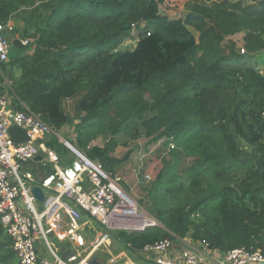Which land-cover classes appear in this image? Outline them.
I'll list each match as a JSON object with an SVG mask.
<instances>
[{"label": "trees", "instance_id": "trees-1", "mask_svg": "<svg viewBox=\"0 0 264 264\" xmlns=\"http://www.w3.org/2000/svg\"><path fill=\"white\" fill-rule=\"evenodd\" d=\"M13 18L23 32L5 31L14 52L0 79L15 109L24 105L56 132L74 126L72 143L111 175L138 139L162 140L171 158L191 160L188 182L168 187L151 212L159 225L109 231L121 250L140 260L145 246L189 238L264 256V73L249 63L264 49V0H0V24ZM135 31L134 48L119 50ZM47 136L45 146L71 165ZM98 137L102 146L92 144ZM119 144L122 158L113 155Z\"/></svg>", "mask_w": 264, "mask_h": 264}, {"label": "built area", "instance_id": "built-area-1", "mask_svg": "<svg viewBox=\"0 0 264 264\" xmlns=\"http://www.w3.org/2000/svg\"><path fill=\"white\" fill-rule=\"evenodd\" d=\"M4 29H13L11 19L0 24V62L9 59L12 47V39L3 35ZM19 40L22 45L29 41L27 38ZM8 84L0 79V223L10 238L18 264H89L88 257L98 245L103 241H108L106 247L109 245V231H143L159 225L157 219L122 188L119 177L108 173L100 162L90 159L74 143L61 137L38 114L24 105L23 109H15ZM11 125L24 129L29 140L13 141L8 132ZM50 134L56 135L73 157L67 168L60 167V158L53 149L38 142ZM40 151L44 154L43 162L51 169L41 181V185L50 191L43 203L32 193V173L20 170L21 164L33 159ZM145 178L150 176L145 175ZM83 213L96 220L104 233L88 255L79 258L72 254L63 258L52 248L48 236L65 239L68 230L61 229L63 218L69 222L67 228L71 226L77 230ZM38 240L42 241L47 255L38 252ZM172 245L173 240L164 239L145 246L142 251L151 253L155 264H202L205 259L203 254L189 248L181 250L175 258L167 257ZM202 245L207 249L205 244ZM248 263L264 264V256L259 251L236 248L227 252L221 262Z\"/></svg>", "mask_w": 264, "mask_h": 264}, {"label": "rangeland", "instance_id": "rangeland-1", "mask_svg": "<svg viewBox=\"0 0 264 264\" xmlns=\"http://www.w3.org/2000/svg\"><path fill=\"white\" fill-rule=\"evenodd\" d=\"M212 1V0H211ZM230 2L240 1L243 4H253L259 0H229ZM213 2V1H212ZM192 3L189 2L186 6L182 4H178L180 8L183 6V13L185 14L188 11L189 6ZM12 27L17 28L19 33H22L24 27V21L20 18H13L11 19ZM13 30V29H12ZM9 31L7 29L3 30ZM6 34V32H5ZM6 38H10V35H5ZM242 37L243 34L239 33L232 37V39L237 43V48L239 49L242 46ZM32 39V38H30ZM137 42V31H135L133 39L126 40L120 47L119 50H129L134 48ZM32 49H28L26 52H31ZM240 51V49H239ZM246 50H244V53ZM259 55V56H258ZM249 63L255 66L261 73H264V50L261 53L255 54L250 60ZM7 81V80H5ZM72 102L68 101L65 104V108L71 109ZM67 131V130H65ZM70 134V133H69ZM68 134V135H69ZM72 136V135H71ZM63 138L70 140L69 136H63ZM71 141V140H70ZM102 137H98V143L104 144ZM144 139H138L135 141H131L129 143V148H131V153L129 158L122 162L115 172V176L120 178V184L122 188L131 196L133 197L139 205L149 212L151 215L154 213V209L156 205L160 202L161 197H170L167 196L166 189L168 187H174L180 181L184 184L188 182V167L191 164V160L185 158L182 155L178 156V161L175 158L170 157L169 148H172L171 145L168 146L164 145L163 141L160 140L158 143L152 144L150 146H144ZM127 151V148L122 144H119L113 155L117 158H122ZM167 160L168 164L166 165L165 162ZM171 165L170 168L167 167ZM162 171V176L158 179L159 173ZM145 175H149L150 178L146 179ZM152 212V213H151ZM154 216V215H153ZM155 217V216H154ZM87 224V225H85ZM85 225V226H84ZM84 226V227H83ZM104 233L103 228L98 224V222L87 215L82 214L81 220V230L80 234V241L82 236V243L81 251L79 253V258H83L84 256L88 255L96 246L97 242L99 241L100 237ZM110 237V236H109ZM48 240L52 246V248L61 256L60 251V244L55 237L48 236ZM108 242V241H107ZM104 241L98 245L91 255L88 257L95 256L99 261H102L106 264V260L108 259V253L106 251V244ZM112 242L110 238V243ZM81 243V244H82ZM111 245V244H110ZM119 246L113 245L110 249L111 254L115 255V251L118 250ZM62 257V256H61ZM147 257V256H145ZM144 256L141 257L140 260H137L130 256L131 260L135 264H155L151 259H146Z\"/></svg>", "mask_w": 264, "mask_h": 264}, {"label": "crops", "instance_id": "crops-1", "mask_svg": "<svg viewBox=\"0 0 264 264\" xmlns=\"http://www.w3.org/2000/svg\"><path fill=\"white\" fill-rule=\"evenodd\" d=\"M11 52H14L13 48H12ZM261 52H262V50L259 51V53H261ZM68 101L72 102V100H68ZM71 108H73V104H72ZM68 111H71V109H68ZM77 122H78V120L75 121V123H77ZM65 130H67V131H65ZM58 133L61 137H62V135L63 136H69V139L71 140V142H74V140H75L76 131H75L74 126H72V125L63 126ZM47 137L44 136L40 143H43L44 141H46L45 139ZM92 144L98 145V146L103 145V144L98 143V138L93 140ZM43 158H44V155H43L42 159L39 158L38 155L35 156L33 159L28 160V161L24 162L23 164H21L20 170L22 173H25V172L32 173V175L34 176V185H39L42 188V190L45 194V197L47 198L48 195L50 194V191L41 185V181H43V179H45L46 173L48 174L51 171V169L49 166L44 167L45 163L43 162ZM59 164H60L61 168H67L68 166H70L69 164H63L62 162L60 163V161H59ZM40 205L41 204L39 203V206ZM68 225H69V222H67V220L65 218H63V220L61 222V229L62 230L67 229L68 233H67V237L65 239L57 240L60 244H62L60 246L61 256L63 258H68L72 254H76L78 257L79 253L81 251V246L83 245L82 236H81V241H80V234H79V232L81 230V226L79 227V229L73 230L71 228V226L69 228H67ZM85 225H87V224H85ZM51 236L55 237L54 235H51ZM9 241H10V238L8 237V235H6V233L0 234V243H1L0 244V264H15L16 263L17 258L15 256V254H13V255L11 254V256H10L11 245L10 246L6 245V243H8ZM113 245H116L118 247L117 243L112 240V242L111 243L109 242V245L106 248V251L109 254L108 259L105 261L106 264H134L133 261L131 260L130 256L125 251L121 250V248H119L118 253L115 252L116 254L112 255L110 249ZM37 247H38V252L40 254H42L44 256L47 255L46 250H45L41 240L37 241ZM185 248L193 249V250L203 254L205 256V259L203 260L202 264H221V262L224 260L225 255H226V253H223L220 251L205 249V246H203L200 242H193L189 238H183V239H178L176 241H173L172 248L167 253V257L175 258L181 252V250H183ZM140 255L142 257L147 256V257H145L146 259H151L155 263L154 257L151 253H146V252L141 251ZM248 264H260V263H248Z\"/></svg>", "mask_w": 264, "mask_h": 264}, {"label": "water", "instance_id": "water-1", "mask_svg": "<svg viewBox=\"0 0 264 264\" xmlns=\"http://www.w3.org/2000/svg\"><path fill=\"white\" fill-rule=\"evenodd\" d=\"M8 132H9L11 139L15 142H23V141L29 140V138L26 134V131L24 129H22L21 127H18L16 125H11L8 128ZM47 175L48 174L46 173V176ZM32 193L36 197L38 202H41V203L44 202L45 194L39 185H34L32 187ZM88 262H89V264H105L104 262L99 261L95 256L90 257Z\"/></svg>", "mask_w": 264, "mask_h": 264}]
</instances>
